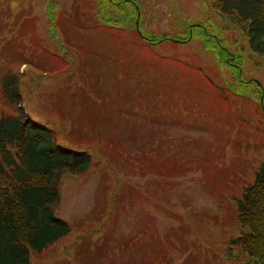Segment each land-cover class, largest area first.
I'll return each mask as SVG.
<instances>
[{"label":"rangeland","instance_id":"obj_1","mask_svg":"<svg viewBox=\"0 0 264 264\" xmlns=\"http://www.w3.org/2000/svg\"><path fill=\"white\" fill-rule=\"evenodd\" d=\"M111 1L0 0V103L4 75L20 74L30 116L93 159L63 177L70 234L30 264L245 262L234 240L248 230L239 204L264 163V115L231 91L218 52L239 55L246 37L208 0H132L138 14ZM138 24L171 39H142ZM247 54L246 80L264 85Z\"/></svg>","mask_w":264,"mask_h":264},{"label":"trees","instance_id":"obj_2","mask_svg":"<svg viewBox=\"0 0 264 264\" xmlns=\"http://www.w3.org/2000/svg\"><path fill=\"white\" fill-rule=\"evenodd\" d=\"M132 0L111 1L113 5ZM212 9L247 39L248 48L221 45L222 65L231 70L235 95L261 103L264 85L242 72L249 52L256 65L264 64V0H208ZM138 14V9L136 8ZM125 19L120 23H124ZM118 24V21H113ZM203 27L200 24L192 26ZM139 33V32H138ZM152 43L171 39L167 34L145 33ZM205 34L208 33L205 31ZM195 37L189 32L185 41ZM247 50V51H246ZM261 60V62H260ZM226 74V71H225ZM23 75V74H21ZM20 74H5L0 103V264H30V250L44 251L71 232L70 224L57 216L62 206L61 184L66 175L89 172L93 159L85 151L63 146L57 132L33 119L25 106ZM239 219L248 230L234 240L248 257L239 264H264V163L245 188Z\"/></svg>","mask_w":264,"mask_h":264},{"label":"water","instance_id":"obj_3","mask_svg":"<svg viewBox=\"0 0 264 264\" xmlns=\"http://www.w3.org/2000/svg\"><path fill=\"white\" fill-rule=\"evenodd\" d=\"M138 29H139V31H140V33L142 34V32H141V30H140V25L138 24ZM262 103L264 104V100H263V98H262Z\"/></svg>","mask_w":264,"mask_h":264}]
</instances>
